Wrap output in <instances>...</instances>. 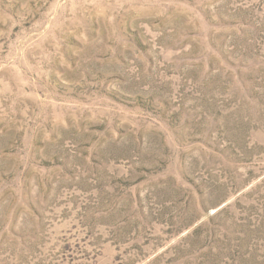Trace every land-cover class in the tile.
Listing matches in <instances>:
<instances>
[{
	"label": "rangeland",
	"instance_id": "rangeland-1",
	"mask_svg": "<svg viewBox=\"0 0 264 264\" xmlns=\"http://www.w3.org/2000/svg\"><path fill=\"white\" fill-rule=\"evenodd\" d=\"M0 264H264V0H0Z\"/></svg>",
	"mask_w": 264,
	"mask_h": 264
}]
</instances>
